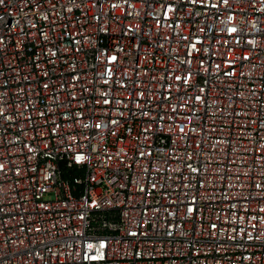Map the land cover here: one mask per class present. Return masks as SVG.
I'll use <instances>...</instances> for the list:
<instances>
[{"label":"built area","instance_id":"built-area-1","mask_svg":"<svg viewBox=\"0 0 264 264\" xmlns=\"http://www.w3.org/2000/svg\"><path fill=\"white\" fill-rule=\"evenodd\" d=\"M0 264H264V0H0Z\"/></svg>","mask_w":264,"mask_h":264}]
</instances>
